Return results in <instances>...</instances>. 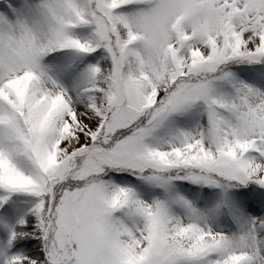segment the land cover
I'll list each match as a JSON object with an SVG mask.
<instances>
[{"label":"snow or ice","instance_id":"obj_1","mask_svg":"<svg viewBox=\"0 0 264 264\" xmlns=\"http://www.w3.org/2000/svg\"><path fill=\"white\" fill-rule=\"evenodd\" d=\"M0 264H264V0H0Z\"/></svg>","mask_w":264,"mask_h":264}]
</instances>
